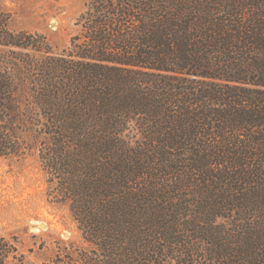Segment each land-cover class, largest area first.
Wrapping results in <instances>:
<instances>
[{
	"label": "trees",
	"instance_id": "1",
	"mask_svg": "<svg viewBox=\"0 0 264 264\" xmlns=\"http://www.w3.org/2000/svg\"><path fill=\"white\" fill-rule=\"evenodd\" d=\"M0 10V156H38L86 247L53 264H264V0H90L62 50ZM0 264H28L0 236Z\"/></svg>",
	"mask_w": 264,
	"mask_h": 264
},
{
	"label": "rangeland",
	"instance_id": "2",
	"mask_svg": "<svg viewBox=\"0 0 264 264\" xmlns=\"http://www.w3.org/2000/svg\"><path fill=\"white\" fill-rule=\"evenodd\" d=\"M90 0H0L9 25L46 35L55 50L70 45L77 18ZM0 236L11 240L28 264H53L60 248L86 247L69 206L48 195L37 154L0 156Z\"/></svg>",
	"mask_w": 264,
	"mask_h": 264
}]
</instances>
